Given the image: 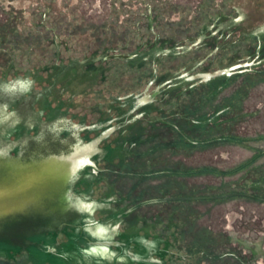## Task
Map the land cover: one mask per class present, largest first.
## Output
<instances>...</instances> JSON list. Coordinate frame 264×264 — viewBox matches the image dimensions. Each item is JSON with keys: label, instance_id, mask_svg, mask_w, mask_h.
Masks as SVG:
<instances>
[{"label": "rangeland", "instance_id": "1", "mask_svg": "<svg viewBox=\"0 0 264 264\" xmlns=\"http://www.w3.org/2000/svg\"><path fill=\"white\" fill-rule=\"evenodd\" d=\"M114 54L132 59L101 60ZM70 63L94 66L91 96L165 84L97 158L107 204L239 195L127 212L157 233L162 264H264V0H0V75ZM201 115L212 126L194 128ZM0 264L36 263L17 254Z\"/></svg>", "mask_w": 264, "mask_h": 264}, {"label": "water", "instance_id": "2", "mask_svg": "<svg viewBox=\"0 0 264 264\" xmlns=\"http://www.w3.org/2000/svg\"><path fill=\"white\" fill-rule=\"evenodd\" d=\"M114 54L106 59H131ZM94 66L70 63L0 75V84L17 78L34 83L15 99L0 92V257L27 255L36 264H162L157 233L127 212L170 202L220 200L201 197L149 199L127 212L107 204L95 184L97 158L113 129L143 110L149 96H91L86 87ZM220 71L194 75L205 82ZM18 119V122H17Z\"/></svg>", "mask_w": 264, "mask_h": 264}, {"label": "clouds", "instance_id": "3", "mask_svg": "<svg viewBox=\"0 0 264 264\" xmlns=\"http://www.w3.org/2000/svg\"><path fill=\"white\" fill-rule=\"evenodd\" d=\"M33 83L34 82L30 78H17L15 80H10L6 83L0 84V92H3L10 98L15 99L19 96H23L29 93L32 89ZM0 108L6 111L8 105H0ZM14 116H16V113L12 112L8 113L7 117H0V124L4 123L5 120L11 119Z\"/></svg>", "mask_w": 264, "mask_h": 264}, {"label": "trees", "instance_id": "4", "mask_svg": "<svg viewBox=\"0 0 264 264\" xmlns=\"http://www.w3.org/2000/svg\"><path fill=\"white\" fill-rule=\"evenodd\" d=\"M108 56H110V55H108ZM132 56V55H131ZM104 57H106V55L105 56H102L101 57V60H103V58ZM97 59H99V58H91V59H88L87 60V62H93V61H95V60H97ZM132 59V58H131ZM131 59H128V60H124V59H106V60H122V61H129V60H131ZM100 60V59H99ZM86 62V61H85ZM156 88V87H155ZM162 91H164V88H162L160 91H159V93L158 94H160ZM157 94V95H158ZM156 95V96H157ZM155 96V97H156ZM154 97V98H155ZM153 101H154V99H153ZM152 101V102H153ZM152 102H150V103H148V104H146V105H150ZM176 115L175 114H173L172 113V111L170 110V117L169 118H174ZM189 116V114L188 113H184L183 115H179V118H182V119H187L186 117H188ZM128 120H130V118H128ZM172 120V119H171ZM136 121H137V119H136ZM211 121H213V119L211 120V118H205V117H203L202 115L200 116V119H198L197 120V122L195 121V122H192L191 124H193L194 126V128H201V127H206V126H212V123H208V122H211ZM132 122V123H131ZM135 123V120L133 121H130V126L131 127H133V124ZM164 124V122H162V125ZM170 127H171V129L173 130V131H175V133L177 134V135H179L180 137H182L184 140H186V137H185V135H184V132H182V130H181V128H179L178 126H175V124L174 125H172V123H170ZM204 127V128H205ZM129 128V127H128ZM128 130V129H127ZM123 131H125V129H123ZM186 131V130H185ZM189 132V131H188ZM203 132L204 133H206L204 130H203ZM204 143H208V141H206V142H201V144H204ZM198 144H199V142H198ZM189 175V174H188ZM241 196V195H240ZM194 197H196V196H194ZM197 197H201V198H206V197H203V196H197ZM242 197H244L243 195H242ZM188 198H190V197H188ZM249 198L250 199H256L257 200V198L256 197H252V196H249ZM152 199H159V198H152ZM147 200H149V199H147ZM143 201H146V200H143ZM198 201H203V200H198ZM142 202V201H141ZM170 202H175V201H170ZM138 203H140V202H138ZM138 203H136V204H134V205H137ZM164 203V202H163ZM133 205V206H134ZM146 206V205H145ZM139 208V207H138ZM137 209V208H136Z\"/></svg>", "mask_w": 264, "mask_h": 264}]
</instances>
